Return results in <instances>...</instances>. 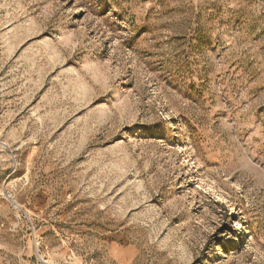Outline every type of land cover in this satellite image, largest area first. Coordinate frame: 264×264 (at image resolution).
Listing matches in <instances>:
<instances>
[{
    "label": "rangeland",
    "instance_id": "374dc122",
    "mask_svg": "<svg viewBox=\"0 0 264 264\" xmlns=\"http://www.w3.org/2000/svg\"><path fill=\"white\" fill-rule=\"evenodd\" d=\"M0 264H264V0H0Z\"/></svg>",
    "mask_w": 264,
    "mask_h": 264
}]
</instances>
